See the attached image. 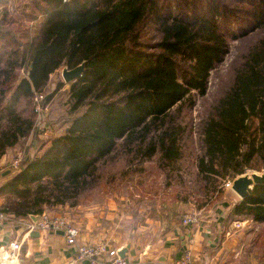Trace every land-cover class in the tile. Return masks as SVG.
I'll return each instance as SVG.
<instances>
[{
    "label": "trees",
    "instance_id": "16d2710c",
    "mask_svg": "<svg viewBox=\"0 0 264 264\" xmlns=\"http://www.w3.org/2000/svg\"><path fill=\"white\" fill-rule=\"evenodd\" d=\"M245 38L206 100L230 40ZM80 63L63 131L0 183V197L13 199L0 210L12 218L78 206L99 182L100 162L117 150L136 167L156 154L161 166L177 167L187 123L182 110L197 96L205 100L196 160L203 188L264 170V0H27L3 8L0 158L33 132L36 95L44 107L54 94H43L50 74ZM225 215L264 223V181Z\"/></svg>",
    "mask_w": 264,
    "mask_h": 264
},
{
    "label": "rangeland",
    "instance_id": "374dc122",
    "mask_svg": "<svg viewBox=\"0 0 264 264\" xmlns=\"http://www.w3.org/2000/svg\"><path fill=\"white\" fill-rule=\"evenodd\" d=\"M26 1L6 0L0 5V12L3 11V8H6L8 12L15 8H21ZM3 5L5 6L3 7ZM248 42L249 38L241 39V41L230 40L229 54L215 69L218 71L211 73L210 89L206 100H211L214 97L219 75L224 73L223 70H227L234 56L243 51ZM61 69L62 67L56 69L49 76L43 94L50 92H54V94L46 106H40L33 132L26 140L11 147L14 149L0 163V180H6L15 172V169H11L9 173L1 174L11 168L10 160L18 152L22 153L21 158L32 155L39 146L44 145L47 138L60 134L67 124V119L70 116L67 113L70 82L63 80ZM19 72L24 74L25 70H19ZM59 82H62L60 88L57 87ZM204 103L205 100L201 96H197L195 106L182 110L183 118L187 123L183 138L184 152L177 167L161 166L158 154L136 167L133 163L128 162L125 152L117 150L100 162L98 168L100 180L98 179L99 182L97 181L95 186L89 190L86 200L80 202L76 207H50V211L65 214L70 219L84 215L87 207L94 209L95 212L114 213V216L112 215L102 223L104 229L110 227V230L115 233H121L123 238H126L137 248L147 246L157 248L162 238L169 236L173 229L183 225L182 217L188 213L197 212L198 222L196 224L206 220L209 223H207L209 229L210 227L215 229L216 221L219 219L217 214H221L227 206L231 207L233 203L240 200V197L233 193L231 188L224 185V180L221 189L220 186L214 191H206L203 188L204 182L197 172L196 160L201 153L198 130ZM253 171L261 173L263 170H249L248 172ZM12 201L13 199L10 197H0V209L1 207H10ZM109 201L114 203L111 202L112 205L109 206L107 205ZM108 208L109 210H107ZM221 218L224 217L221 216ZM247 220L250 219L230 221L226 217L223 224L221 223V230L226 226L228 229L227 232L222 231V236L218 237L220 238L219 242L223 243L226 248L231 243H235L234 247L237 252H230V263L264 264V223ZM108 242L112 244L110 240ZM215 246L216 244L213 245V248ZM232 248V246L229 247V251ZM226 251L227 249H225ZM228 254L226 252L224 257H227Z\"/></svg>",
    "mask_w": 264,
    "mask_h": 264
},
{
    "label": "crops",
    "instance_id": "0c3cea01",
    "mask_svg": "<svg viewBox=\"0 0 264 264\" xmlns=\"http://www.w3.org/2000/svg\"><path fill=\"white\" fill-rule=\"evenodd\" d=\"M12 149L14 148H9L0 158V163L7 158ZM4 180H0V183ZM111 202L114 203L113 201H109L107 205L111 206ZM228 209L229 206L221 214H217L219 219L216 221L217 227L215 229L211 227L209 229L207 225L208 221L206 220L201 221L200 225H180L181 227L173 229V232L169 236L162 238L157 248L149 246L137 248L133 243H129L126 238H123L121 233H115L113 230H110V227L104 229L102 223L106 219L111 218L112 215L114 216V213L95 212L93 211L94 209L87 207L85 208L86 212L83 213L84 215L78 218L71 217V219L80 228L81 238L85 241L110 240L111 245L118 248L129 245L126 256L127 264H175V260L187 251L191 253L197 264H235V262L230 263L231 260L229 259L231 253L237 252V249L234 247L235 243H231L226 248L223 243L219 242L220 238H218L222 236V231L227 232L228 226L221 230V223L223 224L225 221V214ZM49 212L53 213V211ZM221 216L224 218L222 219ZM247 221L253 222L252 220ZM19 236L18 229L1 223L0 249L4 250L10 242L15 241ZM214 244L216 246L213 248ZM231 246L233 248L229 251L228 248ZM225 249L229 253L227 257H224L226 255ZM11 258L6 253L0 251L1 264H17L10 262ZM75 258L76 254L73 248L63 242L61 235L51 231L39 232L38 237L24 240L20 250L22 264H80Z\"/></svg>",
    "mask_w": 264,
    "mask_h": 264
},
{
    "label": "built area",
    "instance_id": "2783aa9c",
    "mask_svg": "<svg viewBox=\"0 0 264 264\" xmlns=\"http://www.w3.org/2000/svg\"><path fill=\"white\" fill-rule=\"evenodd\" d=\"M41 94L36 95V109H40L39 99ZM22 153L18 152L16 156L10 160L11 169L17 170L20 167ZM233 178H225L224 185L231 186ZM32 216H37V220H33ZM198 222V213H188L183 215L182 224L187 226ZM8 224L19 230V238L12 241L8 246L0 251L9 257H14L19 263L20 250L24 240L30 237L33 231H51L56 233L62 231L64 242L67 246L72 247L76 258L80 264H127L126 258H122L118 251L119 248L112 246L108 241L89 242L81 238L80 228L65 214L50 213L44 211L40 215H31L29 217L12 218L11 215L0 210V224ZM175 264H197L189 251L185 252L181 257L175 260Z\"/></svg>",
    "mask_w": 264,
    "mask_h": 264
},
{
    "label": "water",
    "instance_id": "95a60500",
    "mask_svg": "<svg viewBox=\"0 0 264 264\" xmlns=\"http://www.w3.org/2000/svg\"><path fill=\"white\" fill-rule=\"evenodd\" d=\"M83 68V64L80 63L74 67L68 68L67 66H63L61 69V74L63 77V80L65 82H72L74 81L80 74ZM11 171V168L5 170L2 172V175H5ZM264 181V170L260 173L257 171L253 172H246L244 174L237 175L232 179V184L230 186L233 193H235L237 196L240 197L241 200H243L246 196L250 194V190L254 187L255 183L263 182ZM37 216H32V219L35 221L37 220ZM59 235H63L62 231L56 232ZM39 232L33 231L30 233V237H38ZM129 248V245H126L124 247L119 248V255L122 258H126L127 256V250ZM22 260H19L18 264H22Z\"/></svg>",
    "mask_w": 264,
    "mask_h": 264
},
{
    "label": "bare ground",
    "instance_id": "6f19581e",
    "mask_svg": "<svg viewBox=\"0 0 264 264\" xmlns=\"http://www.w3.org/2000/svg\"><path fill=\"white\" fill-rule=\"evenodd\" d=\"M10 262H13V263H17V264H18L17 260H16L14 257H12V258L10 259ZM0 264H1V263H0Z\"/></svg>",
    "mask_w": 264,
    "mask_h": 264
}]
</instances>
